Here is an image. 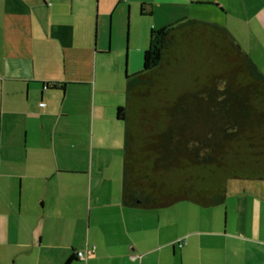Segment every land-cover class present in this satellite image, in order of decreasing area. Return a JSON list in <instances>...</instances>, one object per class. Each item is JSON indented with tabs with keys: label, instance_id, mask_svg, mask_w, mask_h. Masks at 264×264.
<instances>
[{
	"label": "crops",
	"instance_id": "0c3cea01",
	"mask_svg": "<svg viewBox=\"0 0 264 264\" xmlns=\"http://www.w3.org/2000/svg\"><path fill=\"white\" fill-rule=\"evenodd\" d=\"M122 3L155 30L221 25L264 74V0H0V264H264L262 181L124 206L127 64L99 40Z\"/></svg>",
	"mask_w": 264,
	"mask_h": 264
},
{
	"label": "trees",
	"instance_id": "16d2710c",
	"mask_svg": "<svg viewBox=\"0 0 264 264\" xmlns=\"http://www.w3.org/2000/svg\"><path fill=\"white\" fill-rule=\"evenodd\" d=\"M149 41L118 110L124 206L210 208L230 181L264 182V74L250 55L223 26L193 19L151 30Z\"/></svg>",
	"mask_w": 264,
	"mask_h": 264
},
{
	"label": "rangeland",
	"instance_id": "374dc122",
	"mask_svg": "<svg viewBox=\"0 0 264 264\" xmlns=\"http://www.w3.org/2000/svg\"><path fill=\"white\" fill-rule=\"evenodd\" d=\"M202 9L213 8L205 7ZM139 13V7H130L127 3L120 4L113 13L114 15H112V19H110V16L107 18L108 25H105L106 31L99 39L104 41L106 51L109 48L108 54H104V56L101 57H104L103 59L105 61L113 63L114 66L121 68L123 74L125 72L124 66L127 64L126 70L129 76L141 71L140 66L141 60L143 59V53L149 47L148 40L151 30H155L153 29V24L149 21L150 19L143 17ZM204 22L213 23L210 21ZM146 27H148L149 30ZM245 182L247 181H230L229 190L234 191L233 189L235 188V185L238 186L242 183L243 186ZM249 183L251 184L254 182L251 181L248 182V184Z\"/></svg>",
	"mask_w": 264,
	"mask_h": 264
},
{
	"label": "built area",
	"instance_id": "2783aa9c",
	"mask_svg": "<svg viewBox=\"0 0 264 264\" xmlns=\"http://www.w3.org/2000/svg\"><path fill=\"white\" fill-rule=\"evenodd\" d=\"M41 106L43 107L44 104L42 103ZM181 245H182V244L179 243L178 246L181 247ZM79 259H80V260H86V257H85V255H84L83 253H79Z\"/></svg>",
	"mask_w": 264,
	"mask_h": 264
}]
</instances>
